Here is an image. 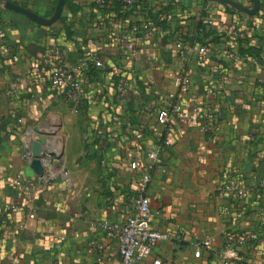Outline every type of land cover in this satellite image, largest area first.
Here are the masks:
<instances>
[{"label": "crops", "instance_id": "obj_1", "mask_svg": "<svg viewBox=\"0 0 264 264\" xmlns=\"http://www.w3.org/2000/svg\"><path fill=\"white\" fill-rule=\"evenodd\" d=\"M10 1L43 17H50L57 3ZM235 1L252 5L251 0ZM258 1L257 12L248 15L212 0H104L98 6L93 0H70L50 25L0 5V264H119L116 239L91 223L121 219L136 177L126 165L125 146L141 144L128 131L138 122L147 133L162 129L154 119L156 108L169 99L181 101L182 71L191 79L192 93L216 89L207 100L222 119L207 133L174 120L167 133L172 145L163 152L165 172L154 173L148 187L150 223L180 230L183 239L159 243L139 264H209L222 258L264 264L263 246L231 248L222 236V230L241 229L264 236L258 218L264 194L256 188L257 180L264 179V88L256 82L264 74V0ZM148 10L159 12L166 26L158 27ZM132 25L141 29L136 55L129 57L119 37L129 35ZM218 28L244 31L245 36L233 38ZM193 41L206 46L207 59L188 52L180 69L175 61L180 44ZM240 50L246 60L233 58ZM87 51L101 60L100 68L87 67ZM56 52L69 68H82L85 103L76 113L50 82ZM120 88L126 89L124 95ZM78 114L93 125L91 133L46 135L56 119L66 123ZM41 135L46 143L35 159L31 141ZM152 142L146 136L143 148ZM206 170L208 183L199 181ZM227 180L244 187L249 216L236 215L235 198L222 192ZM169 185L172 192L165 189ZM199 192L201 201L213 197L234 210L201 232L185 220V211L192 208L188 204L198 202ZM196 233L213 237L200 257L191 244Z\"/></svg>", "mask_w": 264, "mask_h": 264}, {"label": "built area", "instance_id": "obj_2", "mask_svg": "<svg viewBox=\"0 0 264 264\" xmlns=\"http://www.w3.org/2000/svg\"><path fill=\"white\" fill-rule=\"evenodd\" d=\"M124 3L130 4L132 0H123ZM97 5H102L104 0H93ZM0 5L3 6V0H0ZM209 25L213 24L212 20L207 21ZM141 27L132 25L128 34H121L119 41L125 53L129 57L136 55V42L140 36ZM217 32L225 34L233 38L244 37L245 32L237 29L218 28ZM2 25L0 22V39L2 37ZM264 35V31H263ZM196 51L200 58L205 61L207 59V48L201 44L199 46L180 44L177 53L176 64L181 69L187 60V53ZM58 58L57 63L50 72V82L58 90L61 91L65 101H68L72 106L74 113L85 103V94L82 81L81 65H76L69 68L60 58V53L56 52ZM234 59L246 60L247 55H242L237 52L233 54ZM252 63L257 64L258 60L252 58ZM84 62L91 63L94 67L102 66L101 60L92 51H87L84 55ZM216 74V71H214ZM179 90L182 93L181 101L168 100L162 106L156 108L154 119L162 129H153L150 133L146 132V127L143 123L135 125L128 131L136 141L141 144L134 145L131 142L125 146L124 158L126 165L136 172L134 179V188L132 195L127 199L122 208V217L119 220H109L101 218L91 223L92 226H97L104 234L114 237L118 245L119 264H139L145 260L152 252L153 248L161 242L174 241L180 242L183 239V233L180 230H165L154 228L150 223V198L148 187L156 172H165V161L163 152L169 149L172 145L171 138L167 135L172 129L174 120L179 123H186L195 126L201 133H207L214 129L222 119V113L218 109H212L207 99L216 95V89L208 87L203 90L201 95L191 92V79L185 72L179 73ZM256 82L261 87L264 86V74L257 77ZM216 87L222 86L221 80L216 79ZM125 88H120L119 93L124 95ZM151 113V110H147ZM152 136L153 142L150 145L144 146L143 141L146 136ZM252 138V137H251ZM131 143V144H130ZM256 188L260 193L264 194V179H258ZM222 192H229L237 202L235 213L237 216L244 218L249 216V211L243 203L246 191L243 186L237 184L233 180H227L222 183ZM119 198V197H118ZM117 198V199H118ZM234 210H231L227 205L220 206L219 214L221 217H227ZM258 218L260 227H264V201L258 209ZM222 236L228 246L234 248L236 246L246 247H264V236L258 234L252 229H241L235 231L222 230ZM194 247V256L200 257L203 250L210 249L213 242V237L203 235L201 238L198 234L192 235ZM94 264H101L95 262ZM152 264H160V261H153ZM209 264H245L241 260H232L227 258L219 259L218 261Z\"/></svg>", "mask_w": 264, "mask_h": 264}, {"label": "rangeland", "instance_id": "obj_3", "mask_svg": "<svg viewBox=\"0 0 264 264\" xmlns=\"http://www.w3.org/2000/svg\"><path fill=\"white\" fill-rule=\"evenodd\" d=\"M83 121H84L83 115L79 116V114L76 116H71L69 122L67 121L66 123L62 121L58 122V120L56 119L54 122L57 123V125H54V129H53L54 133H81L80 134L81 136H82V133H89V132L91 133L92 132L91 127L93 125L88 126L87 121L86 123H84ZM80 135H79V139H80ZM74 139L77 143L78 142L77 137H75ZM80 145H82L81 140H80ZM197 156H198V153H197ZM205 173H206L205 176L199 177V181H205L208 183L211 181V178L207 177V174H209L210 172L206 170ZM165 189L166 191L172 192L171 185H169ZM187 195L188 196L192 195V192L190 193L189 191ZM196 195H199L198 202L196 203L193 202V203L188 204V206L192 205V208L190 209L189 212L185 211L186 212L185 220L189 222V224L191 222V224L195 225L197 227V230L201 232V231H204L207 225L217 222L216 220L221 221L220 218L222 217L219 214V209L221 205H220V202L214 200L213 197H210V198L208 197V199L201 201L202 200L201 195H204V194L200 193ZM208 195H211V193L209 192ZM182 214L184 215V212ZM187 215L189 216V218L186 217Z\"/></svg>", "mask_w": 264, "mask_h": 264}, {"label": "water", "instance_id": "obj_4", "mask_svg": "<svg viewBox=\"0 0 264 264\" xmlns=\"http://www.w3.org/2000/svg\"><path fill=\"white\" fill-rule=\"evenodd\" d=\"M217 3H224L228 4L231 7L235 8L236 10L246 13L248 15H253L257 12L259 8V1L258 0H251L252 5L250 7L244 6L243 4L235 1V0H212ZM64 0H57V3L55 5L54 11L50 17H43L33 10L20 6L16 3H13L10 0H3V6L5 8L11 9L13 11H16L18 13H21L28 18H30L32 21L41 24V25H50L54 23L61 15L62 9H63ZM54 134V130L51 129L48 134L46 135H52ZM46 143V137L45 136H38L36 139L31 141V154L36 159L41 154V146Z\"/></svg>", "mask_w": 264, "mask_h": 264}, {"label": "trees", "instance_id": "obj_5", "mask_svg": "<svg viewBox=\"0 0 264 264\" xmlns=\"http://www.w3.org/2000/svg\"><path fill=\"white\" fill-rule=\"evenodd\" d=\"M115 1V0H114ZM70 0H64V4H66V5H69L70 6ZM121 3V2H120ZM115 4H118V6H121V4H119L117 1L115 2ZM97 5V4H96ZM98 6V5H97ZM71 7H73V6H71ZM73 9V8H72ZM147 14L149 15V17L156 23V25L158 26V27H160V28H163V27H165L166 25L164 24V21L161 19V18H159V12H155V13H153L152 11H147ZM191 44L192 45H194L195 44V42L193 41V42H191ZM250 52H252V51H250ZM239 54H242V55H244V54H246V53H244V51L243 50H240L239 52H238ZM253 53V52H252ZM87 67H89V68H95L94 66H93V64H91V63H88L87 64ZM263 88H264V86H263ZM141 122H138L137 124H140Z\"/></svg>", "mask_w": 264, "mask_h": 264}]
</instances>
